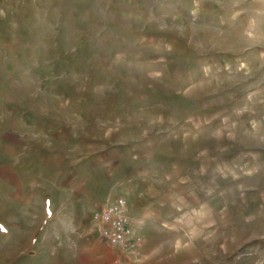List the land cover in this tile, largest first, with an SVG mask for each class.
<instances>
[{
	"label": "rangeland",
	"instance_id": "rangeland-1",
	"mask_svg": "<svg viewBox=\"0 0 264 264\" xmlns=\"http://www.w3.org/2000/svg\"><path fill=\"white\" fill-rule=\"evenodd\" d=\"M0 264H264V0H0Z\"/></svg>",
	"mask_w": 264,
	"mask_h": 264
},
{
	"label": "built area",
	"instance_id": "built-area-1",
	"mask_svg": "<svg viewBox=\"0 0 264 264\" xmlns=\"http://www.w3.org/2000/svg\"><path fill=\"white\" fill-rule=\"evenodd\" d=\"M91 222L100 242L120 252H133L140 241L132 234L127 202L123 197L115 198L109 205L96 209Z\"/></svg>",
	"mask_w": 264,
	"mask_h": 264
},
{
	"label": "crops",
	"instance_id": "crops-1",
	"mask_svg": "<svg viewBox=\"0 0 264 264\" xmlns=\"http://www.w3.org/2000/svg\"><path fill=\"white\" fill-rule=\"evenodd\" d=\"M129 219H130V218H129ZM129 225H130V228H131V230H132V226H131L130 220H129ZM132 234H133V236H135V231H134V230L132 231Z\"/></svg>",
	"mask_w": 264,
	"mask_h": 264
}]
</instances>
